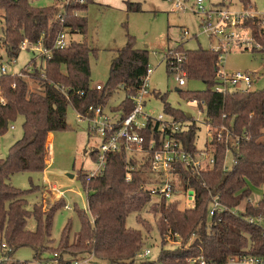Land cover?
I'll return each instance as SVG.
<instances>
[{"label": "trees", "instance_id": "trees-1", "mask_svg": "<svg viewBox=\"0 0 264 264\" xmlns=\"http://www.w3.org/2000/svg\"><path fill=\"white\" fill-rule=\"evenodd\" d=\"M36 0H0V67L4 61L17 59L19 46L24 40L42 44L52 49L55 37L64 28L85 37L86 16H74V11L86 13L93 0L83 5H70L64 13L63 23L56 20L57 6L36 7ZM248 6V0H240ZM128 11H140L139 5H128ZM257 47L252 52L264 53V30L254 21L246 24ZM125 46L117 51L110 63L106 83L98 92L90 85L89 57L97 56L86 40L73 41L61 50L53 49L49 59L34 58L31 79L38 84L37 91H29L27 82L16 74L0 75V136L18 117L22 118L23 135L14 142L5 159H0V248L4 244L0 264H33L57 254L61 258H77L93 254L107 264H134L144 252L145 237L142 231L127 227L131 213L141 211L151 196L144 179L147 164L135 158L126 160L123 153L107 154L105 170L100 176L88 179L87 210H78L79 230L73 239L71 224L62 230L57 242L52 239V227L57 212L65 207L63 200L56 201L46 211L35 205L27 209L25 196L31 190L14 188L9 179L21 172L40 173L47 165V139L49 134L67 130V109L85 112L89 106H105L117 91L125 94L124 100L113 109L123 117L132 110L131 97L139 92L148 67L146 51L135 49L132 37L127 36ZM183 53L182 70L187 80L200 81L202 91L184 92L190 101L205 103L204 113L212 127L227 125L234 137L229 141L212 142L214 166L208 171L191 173L176 166L184 189L193 193L192 207L181 209L177 200L161 198L150 205L156 216L160 251L154 261L139 264H227L229 260L258 258L264 260V226L251 225L231 213L209 216L213 199L237 210L244 207L242 215L264 217V194L255 204L250 201L252 189L264 188V89L257 91H228L225 95L213 91L221 63L220 53L198 48L187 50L180 44L174 48ZM168 65L166 69L168 70ZM65 92V94L63 93ZM82 94V95H80ZM164 113L176 121L191 124V117L172 108L161 96ZM198 129L176 135L184 148L196 151L194 139ZM142 135L145 145L157 138L156 126L148 125ZM232 163L223 170L226 150ZM94 158L93 154L90 155ZM95 160V159H94ZM133 167L128 171L127 167ZM129 175V182L125 177ZM87 178V176H86ZM33 217L34 231L26 229L27 220ZM177 237H174V236ZM180 241V247L166 248L167 238ZM21 248L33 251V262L16 261L12 255ZM51 254V255H46ZM195 261V262H193Z\"/></svg>", "mask_w": 264, "mask_h": 264}, {"label": "rangeland", "instance_id": "rangeland-1", "mask_svg": "<svg viewBox=\"0 0 264 264\" xmlns=\"http://www.w3.org/2000/svg\"><path fill=\"white\" fill-rule=\"evenodd\" d=\"M208 1L209 4H215L220 0ZM248 2V6H245L240 3V0H233V10L240 12L244 7L249 12L254 11L258 15H264V0H248ZM51 4L52 0H36L33 3L40 8ZM130 4L139 5L140 11H128L127 7ZM82 15L87 18L86 35L83 37L80 34L72 33L71 37L75 42H81L85 39L87 45L97 51V56L91 55L89 57L91 87L103 86L106 83L111 61L115 58L117 51L125 46L127 36H130L134 40L135 49L147 52L148 68L152 69L148 82L150 94L145 97L144 109L149 116L156 118L163 115L167 119L168 115L163 112L164 104L160 99L161 96H164L165 101L172 108L190 115L191 125L198 129L194 139L196 149L209 150L212 138L216 136L218 131H223L226 136V131L222 127L229 130L227 140L234 137L233 130L227 125L217 128L210 125L212 138L208 137V128L203 125L205 123L204 110L200 111L197 104L192 103L179 93V91H202L204 84L200 81L185 79V86L178 87L176 75L169 73V70L166 69L168 52L180 44H183V48L187 50L198 48L208 50L211 48L210 41L200 28L199 16L190 12H173L169 4L160 0H94L93 4L88 6L87 12L82 13ZM246 24L247 22L238 28L239 37L235 43L221 45L220 54H222V58L219 68L223 73L228 74L234 72L251 73L256 79L250 90H263L264 53L252 52L256 45ZM255 26L258 27L257 24ZM184 29L189 34L185 38L181 34ZM30 59H32V55L29 52L20 51L14 64L5 60L3 65H6L9 74H19L23 73L26 65L33 68L32 64L28 63ZM34 61L36 65L39 64V59L34 58ZM22 79L27 82L29 91L38 90V84L31 79V75L24 76ZM124 98V92L117 90L108 99L105 105L106 110L112 112ZM196 120H200V123ZM66 121L67 130L55 132L52 134V139L50 136L47 139L45 161L47 168L40 173H16L9 179L10 184L18 190H33L25 196L29 211L35 205L41 206L46 211L56 201L63 200L65 202V207L60 209L54 217L51 235L55 242L58 241L67 223L71 224L72 239L79 230L80 225L75 210H87L86 181L90 172L97 167L96 161L89 152L101 144L98 137L88 134L87 123L78 121L76 111L71 106L67 109ZM22 123V118L18 117L9 125L6 133L0 136V159H5L10 146L22 138ZM10 126H13L14 130H10ZM135 158L141 161L140 156L136 155ZM231 163V155L227 154L225 166L230 167ZM143 177L148 179L147 181L155 179L154 174L150 171L143 174ZM170 182L176 191L173 200L180 203V208L192 207L193 193L185 191L181 178L176 175L171 176ZM263 194L264 188L252 189L250 201L255 204ZM160 199L159 197H151L141 211L131 213L127 218V227L142 231L145 237L143 250L150 251V255L147 257H143L142 253L139 254L134 264H139L143 260L154 261L157 259L160 251V239L156 216L152 213L150 205L158 203ZM75 206L76 209H74ZM243 210V205L239 206L237 213L240 214ZM26 229L34 231L35 221L33 217L27 220ZM177 242L179 243L175 245L171 241H167L165 247H180L181 242L178 240ZM2 251L0 248V261L2 260ZM63 258L72 259L66 255ZM12 259L21 262H33V251L29 248H21L12 255ZM92 263L107 264L97 259H94Z\"/></svg>", "mask_w": 264, "mask_h": 264}, {"label": "built area", "instance_id": "built-area-1", "mask_svg": "<svg viewBox=\"0 0 264 264\" xmlns=\"http://www.w3.org/2000/svg\"><path fill=\"white\" fill-rule=\"evenodd\" d=\"M169 4L173 12H190L200 17V28H202L203 34H205L210 41V51L217 53L221 52V45H229L235 43L238 39V28H241L245 22L254 21L259 29L264 30V15H258L254 11H247L242 7V11L236 12L233 10V0H220L218 3L209 4L208 0H160ZM83 5L84 0H52V4L47 6H57L58 13L56 20L63 23L64 13L70 5L75 4ZM74 16H81V11H74ZM182 36L188 37L187 30H182ZM72 33L69 29H63L54 39L52 49L45 47L41 40L36 43H32L28 40H24L20 46V51L29 52L33 58L39 59L44 57L49 59L51 51L53 49L61 50L66 48L73 42ZM258 48V46H256ZM222 58V54H220ZM183 53L176 52L174 49L169 51L166 58V67L168 65L169 73L176 75L178 87H183L186 84V73L182 70ZM10 62L15 63V59H11ZM33 72L31 66H25L23 73L16 74L18 77L29 76ZM152 73V69H146V74L142 80L141 89L138 93L132 96V110L130 113L123 117L122 112H109L105 106L96 105L89 106L85 109V112H77L78 121L87 123V131L90 136L98 137L100 139V146L94 147L89 153L93 154L94 161L97 163V167L90 172L88 179L102 175L105 170V160L107 154H120L123 153L126 156V160L129 158H135L136 155L140 156L138 161L140 164H147V172L150 171L154 174L153 179L149 185H145V189L149 192L151 197H159L165 200H173L176 191H174L173 185L170 182L171 176H179L176 170V166L180 165L182 168L189 170L191 173L199 171L211 170L214 166V149L212 148L213 139L216 142L229 141V130L218 131L216 136L212 138V132L210 130V123L205 118V125L208 130V137L212 138L209 150L196 149L193 153L188 152L182 142L176 137V135L189 130L190 123L176 121L173 117L167 116V119L163 115H159L156 118L149 116L145 111V97L149 95L148 82L149 76ZM9 74L7 72L6 65L0 67V75ZM13 75V74H12ZM255 77L248 72H234L223 73L220 69L217 73V84L213 91L215 93L225 95L228 91H247L250 90ZM103 86L97 85L95 89L100 92ZM65 94V92L63 91ZM82 95V94H80ZM198 105L200 111L204 110L205 103L203 101H191ZM0 103H3L0 100ZM200 123V120H196ZM148 125L156 126L158 137L152 138L147 143L145 148V138L142 133L147 130ZM10 130H14L13 126H10ZM229 154L226 150L225 158ZM128 171H132L133 167L128 166ZM223 170L226 171L225 161ZM130 177L127 175L125 181L129 182ZM186 191V190H185ZM187 192V191H186ZM194 202V196L192 199V205ZM231 213L236 217L243 218L244 221L251 225L264 226V217H252L245 216L242 213H237V210L228 209L221 205L217 198L213 199L209 216L221 215L223 213ZM174 237H177L176 235ZM167 241H171L167 238ZM173 244H177V241H171ZM1 249L6 250V246L3 244ZM150 255L149 250H145L142 253L143 257ZM95 259L93 254L77 257L72 259L61 258L57 254H53L49 259L37 260L33 264H93ZM195 262V261H193ZM234 263L244 264H264V260L258 258H243L241 260H229ZM199 264H204L203 261H199Z\"/></svg>", "mask_w": 264, "mask_h": 264}, {"label": "crops", "instance_id": "crops-1", "mask_svg": "<svg viewBox=\"0 0 264 264\" xmlns=\"http://www.w3.org/2000/svg\"><path fill=\"white\" fill-rule=\"evenodd\" d=\"M93 1H94V0H93ZM96 86H97V85H96ZM49 136H50V137H51V139H52V134H49ZM49 136H48V137H49ZM227 264H244V263H237V262H236V263H234V262H230V263H227Z\"/></svg>", "mask_w": 264, "mask_h": 264}, {"label": "water", "instance_id": "water-1", "mask_svg": "<svg viewBox=\"0 0 264 264\" xmlns=\"http://www.w3.org/2000/svg\"><path fill=\"white\" fill-rule=\"evenodd\" d=\"M189 116V115H188ZM69 178H72L71 176H69Z\"/></svg>", "mask_w": 264, "mask_h": 264}]
</instances>
